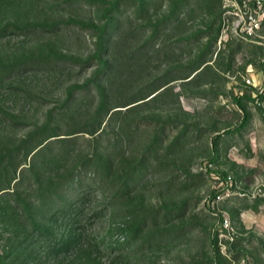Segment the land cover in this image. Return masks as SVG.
I'll return each mask as SVG.
<instances>
[{"label":"rangeland","instance_id":"374dc122","mask_svg":"<svg viewBox=\"0 0 264 264\" xmlns=\"http://www.w3.org/2000/svg\"><path fill=\"white\" fill-rule=\"evenodd\" d=\"M226 10L0 0V264H80L20 250L32 222L66 232L46 207L70 204L84 264H264L247 222L264 216V21L238 38Z\"/></svg>","mask_w":264,"mask_h":264},{"label":"trees","instance_id":"16d2710c","mask_svg":"<svg viewBox=\"0 0 264 264\" xmlns=\"http://www.w3.org/2000/svg\"><path fill=\"white\" fill-rule=\"evenodd\" d=\"M74 207L75 205L70 204V206H67L65 208L58 207L53 210V212H51V209H53L52 207H46V214H49V217H52L54 219H57L59 217H62L65 220L67 219L69 226L66 232L57 234L53 232L48 226H42V224H40L39 222H32V230L34 231L32 236L35 238L32 243L28 244L25 248L20 249L30 250V261H33L37 257L35 251L36 248L34 245L36 242L41 243L40 246L43 247V250H46L47 256L53 255V258L55 260L56 258L59 259L57 260L59 262L61 261V258L71 255L76 256L80 264L95 260V258L90 257L92 250H87L88 246H85V244L81 241V236L84 234L83 229L78 230L76 220H74L75 218L71 217V211ZM219 218L222 223V218L220 216ZM214 243L215 241L212 240L213 245ZM16 248L18 250L19 245ZM20 254L21 252L18 253V255Z\"/></svg>","mask_w":264,"mask_h":264},{"label":"built area","instance_id":"2783aa9c","mask_svg":"<svg viewBox=\"0 0 264 264\" xmlns=\"http://www.w3.org/2000/svg\"><path fill=\"white\" fill-rule=\"evenodd\" d=\"M226 14L230 17V29L232 33L242 39H254L258 35L264 21V0H226ZM219 180L218 177H216ZM215 187L212 195L211 208L214 204L230 197L234 194L232 188V178L227 176L224 181ZM223 225H227V220H223Z\"/></svg>","mask_w":264,"mask_h":264},{"label":"crops","instance_id":"0c3cea01","mask_svg":"<svg viewBox=\"0 0 264 264\" xmlns=\"http://www.w3.org/2000/svg\"><path fill=\"white\" fill-rule=\"evenodd\" d=\"M247 222L250 227L253 225L258 226V224H261L264 226V216H261V215H255L254 217L252 216L250 217L249 220H247Z\"/></svg>","mask_w":264,"mask_h":264}]
</instances>
